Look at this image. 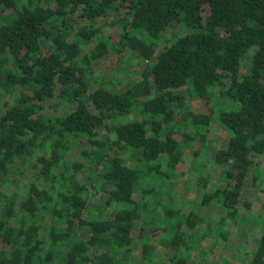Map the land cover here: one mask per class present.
Instances as JSON below:
<instances>
[{"label":"trees","instance_id":"16d2710c","mask_svg":"<svg viewBox=\"0 0 264 264\" xmlns=\"http://www.w3.org/2000/svg\"><path fill=\"white\" fill-rule=\"evenodd\" d=\"M262 156L264 0H0V264H264Z\"/></svg>","mask_w":264,"mask_h":264},{"label":"rangeland","instance_id":"374dc122","mask_svg":"<svg viewBox=\"0 0 264 264\" xmlns=\"http://www.w3.org/2000/svg\"><path fill=\"white\" fill-rule=\"evenodd\" d=\"M105 31H107L108 33H110L112 36H114L115 38L117 37V33L114 31L115 27H112V25H106L105 26ZM131 69H135V70H140L141 69V64H136L134 67H131ZM133 77H135L134 74H126L123 77L124 81H130L131 79H133ZM192 105V104H191ZM191 109L196 110L198 109L197 105H192ZM214 135H217V133H214ZM219 141L216 139V142ZM200 162H204L201 160H198L197 163ZM258 169H260V171L262 172V174H260L261 176V181L258 185V187L256 186H252L250 185V181L247 184V186L245 187V189L243 190V195L241 197V201H247L249 203H251V210L250 213H252V216H250L251 220L250 222L246 223L248 228L251 230L248 235H254L255 239H257L260 235V233H262V230L264 229V207L262 206V203L264 202V156L261 157L260 159V163L258 165ZM184 172V174L179 175V178L177 179L176 184L173 186V194L175 197V201L174 202H180L182 204H185L190 198H192V196L194 197H199V195L196 192V183H198L199 180H201L200 178H208L210 180V182H216L217 183V178L220 175V172L217 169H211L210 167H202L200 169V173L196 174L194 172H186L185 168L182 171ZM178 175V173H177ZM187 182H190L191 185L189 186V189L186 190L185 189V185L187 184ZM220 183V182H219ZM189 191L190 193L186 192ZM188 193V194H187ZM96 204H93V207H96ZM202 210V209H201ZM245 209L242 210V212ZM247 214V213H245ZM249 214V212H248ZM217 215H218V211H203V216L205 219V223H207L210 218L212 219H217ZM242 215V214H241ZM253 215H255V217L253 218ZM212 216V217H211ZM227 227H225L226 229ZM236 226L230 231V235L228 236L229 243H231L232 240H235L237 235H236ZM252 228V229H251ZM228 230V228H227ZM137 232V231H136ZM148 236V235H146ZM207 238H209V236H207ZM247 240H249L248 237H246ZM240 250H243L246 248V242H242L240 245ZM157 255L158 256H162L163 255V251H161L160 248H157ZM232 253V254H231ZM239 250L234 248L232 249L231 245H229V247H224V245H222V242H219L216 247L214 248V250L212 252H208L205 256V258L213 264H241V262L237 261V260H233L230 263L229 260V256L233 255V254H237L239 256ZM231 254V255H230ZM200 255V254H199ZM199 255L197 257H199ZM131 258L133 261H138L140 258V253H139V249L137 246H134L132 253H131ZM227 260V262H226ZM246 264V263H244Z\"/></svg>","mask_w":264,"mask_h":264}]
</instances>
